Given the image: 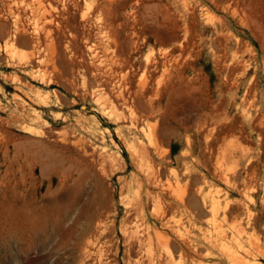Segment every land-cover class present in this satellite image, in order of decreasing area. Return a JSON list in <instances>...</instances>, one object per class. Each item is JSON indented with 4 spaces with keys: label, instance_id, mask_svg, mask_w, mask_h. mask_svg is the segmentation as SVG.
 Listing matches in <instances>:
<instances>
[{
    "label": "rangeland",
    "instance_id": "374dc122",
    "mask_svg": "<svg viewBox=\"0 0 264 264\" xmlns=\"http://www.w3.org/2000/svg\"><path fill=\"white\" fill-rule=\"evenodd\" d=\"M39 1L0 0V264H80L101 220L106 264H264V0H119L116 34Z\"/></svg>",
    "mask_w": 264,
    "mask_h": 264
},
{
    "label": "bare ground",
    "instance_id": "6f19581e",
    "mask_svg": "<svg viewBox=\"0 0 264 264\" xmlns=\"http://www.w3.org/2000/svg\"><path fill=\"white\" fill-rule=\"evenodd\" d=\"M6 1V0H5ZM18 1V0H17ZM41 1H44V0H40L39 2H41ZM45 1H48L49 3H52V1H55V2H60L61 4H62V6H61V11H59V12H61V15L63 16V20H64V22L66 23V26H68V27H70L71 26V28L72 27H76V24H74L76 21H77V19H78V14L77 13H79L78 11H79V8H80V3L78 2V0H45ZM95 1H97V3H96V8H95V12H96V19H97V22H96V25H97V28L99 29V31H103L105 28H107L109 25H111V24H113V26H112V30L114 31L113 33L114 34H116V29L117 30H119V31H121V29H125V28H121V29H118V28H120V26H118L117 28H116V5L117 4H119L118 2H120L119 0H95ZM86 2V1H85ZM134 2H136V1H134ZM139 2V1H138ZM16 3V2H15ZM24 3V2H23ZM11 4H13V2L11 3ZM91 4V3H90ZM94 4V3H93ZM92 4V5H93ZM21 5V4H20ZM19 5V6H20ZM139 5V4H138ZM18 6V5H17ZM53 6H54V4H53ZM56 6H58V5H56ZM143 6V5H142ZM145 6V5H144ZM151 5H149V7H150ZM59 7V6H58ZM82 7V6H81ZM147 7H148V5H147ZM57 8V7H56ZM84 8V7H83ZM91 8V7H90ZM20 9V8H19ZM60 9V8H59ZM149 9V8H148ZM22 10V9H21ZM44 10V9H43ZM142 11V10H141ZM44 12V11H43ZM21 13H22V11H21ZM20 13V14H21ZM52 13V12H51ZM19 14V15H20ZM24 14V13H23ZM112 14V15H111ZM143 14V13H142ZM18 15V16H19ZM82 15V14H81ZM81 15H80V17H81ZM47 16V15H46ZM107 16V17H106ZM20 17H22V16H20ZM126 17V16H125ZM144 17V16H143ZM53 18V17H52ZM127 18V17H126ZM131 18V17H130ZM129 18V19H130ZM21 19V18H20ZM38 20H40V18L38 17V18H36V21H37V23L35 24V26H34V28H33V30H32V33H33V35H34V38H35V41H33L31 44H30V46H32V48H31V53H28L27 55H25V56H27V62L28 61H32V60H34V63H36L35 62V60H37V59H34V58H36L37 57V52H35V48L40 44V42L41 41H43V40H40V37H41V31L42 30H44V29H46V26H45V24H44V26H40L39 24H38ZM43 20V19H42ZM89 19H87V21H88ZM47 21V20H46ZM128 21V20H127ZM136 22H138V21H141V22H143V20L142 19H140L139 18V20L138 19H136L135 20ZM7 22V21H6ZM19 22V21H18ZM20 22H22V21H20ZM19 22V23H20ZM51 22V21H50ZM49 22V23H50ZM24 23V22H23ZM23 23H22V26L21 27H19V28H17V35H16V37H15V39H16V41H18V42H25L26 44H24V45H26V46H28L29 47V45H27L28 44V39H27V35H26V31L28 32L29 30L28 29H26L24 26H23ZM9 24V23H8ZM1 25H4V24H1ZM25 25V24H24ZM132 25V24H131ZM3 27H6L7 28V26H3ZM87 27V26H86ZM123 27V26H122ZM132 27V26H131ZM0 28H2V26H0ZM28 28V27H27ZM54 29V28H53ZM75 29V28H74ZM82 29V28H81ZM85 29V28H84ZM7 31H8V29H7ZM55 31V30H54ZM89 31V30H88ZM77 29L75 30V32H73V35H75V36H77ZM80 32V31H79ZM83 32V31H82ZM91 32V31H90ZM4 35V34H3ZM42 35H43V37H45L44 36V34L42 33ZM115 36V35H114ZM120 36V35H119ZM131 36V35H130ZM42 37V38H43ZM91 37H92V34H91ZM116 37V36H115ZM118 37V36H117ZM117 37L115 38V39H117ZM41 38V39H42ZM129 38V37H128ZM131 38V37H130ZM52 39V38H51ZM98 39V38H97ZM53 41H51V42H54V38L52 39ZM114 41V40H113ZM50 42V41H49ZM127 42H131V41H127ZM42 43V42H41ZM115 46H114V48H115V50L116 51H118L117 49L119 48V46H118V48L116 49V43L115 42H112ZM118 43V42H117ZM132 43H135V42H132ZM18 44V43H17ZM48 44V43H47ZM50 45V44H49ZM46 46V45H45ZM44 46V47H45ZM104 46V45H103ZM107 48L109 47V46H107V45H105ZM126 46V45H125ZM129 46H131V43L129 44ZM12 47V46H11ZM105 47V48H106ZM46 48V47H45ZM45 48H42V49H44L45 50ZM92 48V47H91ZM30 49V48H29ZM92 52H94L93 54H92V58H96V60H98V62H96V64H95V66H96V70L97 71H100V72H98V75H97V77L99 78V77H101V76H103L104 77V75H103V73H106L109 77H113L114 76V73H116L115 71H114V68H113V66H109V62L107 63L106 61H108V59L106 58V59H101V56L99 57V53L98 52H95V48H92ZM101 50V49H100ZM99 50V51H100ZM111 50V49H110ZM41 51V50H40ZM121 51H123V50H121ZM120 51V52H121ZM111 52V51H110ZM110 52H109V54H110ZM115 52V51H114ZM116 54H117V52H115ZM115 53H113V54H115ZM107 54V53H106ZM109 54H107L108 56H110ZM120 53L118 52V55H119ZM22 55V54H21ZM117 55V56H118ZM123 55V54H122ZM23 57H24V54H23ZM50 57V56H49ZM111 57V56H110ZM116 57V56H115ZM119 57H121V56H119ZM46 58V57H45ZM45 58H43L42 57V59H45ZM47 58H48V56H47ZM74 58V57H73ZM53 59V58H52ZM45 60H48L47 61V63L49 62V59H45ZM44 60V61H45ZM50 60H51V57H50ZM110 60H111V58H110ZM114 60V59H113ZM26 61V60H25ZM38 61V60H37ZM52 61V60H51ZM54 61V60H53ZM52 61V62H53ZM56 61V60H55ZM51 62V63H52ZM90 62V61H89ZM127 62V61H126ZM149 62H150V59H149ZM149 62H148V60H147V62L145 63V65H144V67L147 69V68H149ZM37 63H39V61L37 62ZM43 63H46V62H43ZM43 63H40V65L41 64H43ZM55 63V62H54ZM75 63V62H74ZM91 63V62H90ZM114 63H117V62H114ZM166 63V62H165ZM93 64V63H92ZM91 64V65H92ZM126 64V63H125ZM55 65V64H54ZM113 65V64H112ZM39 68V67H38ZM73 68H75V67H73ZM104 68H106V69H104ZM87 69H89V68H87ZM95 70V71H96ZM72 71V70H71ZM91 71V70H90ZM74 73V72H73ZM107 75H105V76H107ZM89 76V75H88ZM145 78V77H144ZM124 80V79H123ZM109 82V80L107 79V78H102V80L100 81V85H104V84H106V82ZM111 81V80H110ZM141 81V80H140ZM149 81V80H148ZM87 83H88V81H86ZM91 82V81H90ZM144 82V81H143ZM147 82V81H146ZM146 82H145V84H146ZM141 84H142V86H144L145 84L144 83H142V81L140 82ZM139 84V83H138ZM141 84H139L140 86H141ZM148 84V83H147ZM146 84V85H147ZM138 85V86H139ZM159 85H161V84H159ZM141 86V89H139L137 92H136V96H137V98H138V102H139V104H142V99H141V97L145 94V89H143V87ZM158 86V85H157ZM110 87V89H111V86H109ZM118 87V89H116V95H114V94H112V92L114 91H112L111 92V95H109V96H107L106 98H105V100H107V101H111L110 102V104H113L112 105V107H111V110H112V112H114L115 110V112L116 113H118V107H117V105H118V103H117V101H119V100H124V101H127L128 99L126 98V96H125V93H124V90L123 89H121V86H120V84L117 86L116 85V88ZM144 87H146V86H144ZM123 88V87H122ZM157 88H159L157 91H160L161 89H160V86H158ZM112 89H113V87H112ZM153 89V88H152ZM107 91H108V88H107ZM107 91H103L105 94H108V92ZM110 93V92H109ZM114 93V92H113ZM156 94V93H155ZM104 95V94H103ZM135 96V97H136ZM113 97H116L115 99H116V107L114 106L115 105V103H114V101H115V99L113 100L112 98ZM102 98V97H101ZM137 98H135V99H137ZM50 103L49 102H46V105H49ZM105 104V103H104ZM106 105V104H105ZM144 106V105H143ZM105 107V106H104ZM121 113V112H120ZM120 113H118V114H120ZM125 113V112H124ZM119 118H120V115L118 116ZM135 117V116H134ZM139 117V116H138ZM134 120H135V118H134ZM133 121V120H132ZM136 121V120H135ZM134 122V121H133ZM138 122V121H137ZM151 131H153V130H151ZM154 134H155V132H154ZM155 137V136H154ZM156 139V138H155ZM140 140V139H139ZM133 141V140H132ZM79 142H80V140H79ZM82 142V141H81ZM133 143V142H132ZM80 144V143H79ZM82 144V143H81ZM84 146H86V145H84ZM84 146H83V148H84ZM147 146V145H146ZM87 148V147H86ZM145 148V147H144ZM158 148V147H157ZM86 150V149H85ZM88 150V149H87ZM144 150V149H143ZM89 151V150H88ZM87 151V152H88ZM86 152V151H85ZM91 152V151H90ZM89 152V153H90ZM149 153V152H148ZM160 153V152H159ZM95 154V153H94ZM143 157H145V155L143 156ZM148 162V161H147ZM140 163V162H139ZM112 165V164H111ZM140 165V164H139ZM145 167V166H144ZM143 168V167H142ZM153 168V167H152ZM143 170V169H142ZM143 171H145V170H143ZM148 172V171H147ZM155 172V171H154ZM154 172H151V170H149V173L148 174H150V173H152V175H153V173ZM156 174V173H155ZM158 174V173H157ZM148 177H151V175H148ZM154 179V178H153ZM156 179V178H155ZM151 181H153V180H151ZM159 182V181H158ZM153 183V182H152ZM148 193V192H147ZM150 193V192H149ZM149 196V195H148ZM190 196V195H189ZM154 197V196H153ZM156 197V196H155ZM191 197V196H190ZM184 199V198H183ZM156 207H157V209L159 210V211H161L162 209H163V202H162V199H161V195H157V197H156ZM212 203H213V201H212ZM136 204V203H135ZM197 204V203H196ZM132 205V204H131ZM134 205V204H133ZM154 205V204H153ZM191 205V204H190ZM228 205V204H227ZM136 206H137V204H136ZM155 206V205H154ZM216 207V206H215ZM228 207H230V206H228ZM219 208V207H218ZM230 209V208H229ZM215 210V209H214ZM138 211V210H137ZM134 212H135V209H134ZM136 214V213H135ZM205 214V213H204ZM136 216V215H135ZM138 217V216H137ZM102 219V218H101ZM133 219V218H132ZM140 220V219H139ZM104 223V222H103ZM137 223V222H136ZM133 224V223H132ZM139 224V223H138ZM130 225V224H129ZM136 226V225H135ZM140 227V226H139ZM136 228V227H135ZM137 229V228H136ZM134 230V229H133ZM128 231H129V229H128ZM137 231V230H136ZM136 231H134V232H136ZM94 232V231H93ZM104 231L102 230V220L96 225V227H95V232H94V235H95V238H96V240H95V243L94 244H91L90 245V243L88 244L87 243V245L82 249V251L80 252V254L77 256V260H78V262L80 263V264H106V262L104 261V259H105V257H104V251H103V249H102V247L99 245V243H100V241H101V239H102V237H104L103 235H104V233H103ZM133 232V231H132ZM133 232V233H134ZM156 232V231H155ZM108 233V232H107ZM126 233V232H125ZM132 233V234H133ZM138 233V232H137ZM137 233L135 234L134 233V236L133 237H135V238H133V240H135L136 239V236L135 235H137ZM139 233H141V232H139ZM138 233V234H139ZM127 234V233H126ZM132 234H130V235H132ZM128 235V234H127ZM111 236V235H110ZM139 236V235H138ZM137 236V237H138ZM157 236V235H156ZM128 237V236H127ZM127 237H126V241H127ZM161 237H163V236H161ZM160 237V238H161ZM149 238H150V236H149ZM167 238V237H166ZM129 239V238H128ZM140 239H141V241L143 240V238L142 237H140ZM151 239V238H150ZM150 239H149V241H150ZM137 240H138V238H137ZM153 240V239H152ZM127 242H129V241H127ZM135 242V241H134ZM138 242H140L139 240H138ZM137 242V243H138ZM143 242V241H142ZM162 242V241H161ZM168 242V241H167ZM130 243H132L131 241H130ZM129 243V244H130ZM96 244V245H95ZM142 244V243H141ZM131 245V244H130ZM138 245V244H137ZM171 245V244H170ZM166 246H167V243H166ZM165 246V247H166ZM129 247V246H128ZM131 247V246H130ZM136 247V246H135ZM140 246L138 245L137 246V248H139ZM142 248V247H141ZM104 249H106V248H104ZM147 249V248H146ZM145 249V250H146ZM162 249V248H161ZM163 249H165V248H163ZM129 250H130V248H129ZM136 250V249H135ZM141 250V249H140ZM172 250V249H171ZM107 251V250H106ZM136 252V251H135ZM136 254V253H135ZM139 254V253H138ZM150 254V253H149ZM174 255V254H173ZM105 256H107V255H105ZM136 256V255H135ZM147 257V256H146ZM138 259H140L139 257H137ZM152 258H153V256H152ZM155 258V257H154ZM153 258V259H154ZM163 258H165L164 256H163ZM107 259V258H106ZM105 259V260H106ZM133 259V258H132ZM149 259V258H148ZM153 259H151V261L153 260ZM150 260V259H149ZM108 261H110V260H108ZM107 261V262H108ZM141 261V260H140ZM144 261H145V259H144ZM91 262V263H90ZM135 262V261H134ZM133 262V263H134ZM136 262H137V260H136ZM150 262V261H149ZM148 262V263H149ZM153 262V261H152ZM171 262V261H170ZM156 263V262H155ZM108 264V263H107ZM110 264H112V263H110ZM132 264V263H131ZM137 264H141L140 262H138ZM150 264V263H149Z\"/></svg>",
    "mask_w": 264,
    "mask_h": 264
},
{
    "label": "crops",
    "instance_id": "0c3cea01",
    "mask_svg": "<svg viewBox=\"0 0 264 264\" xmlns=\"http://www.w3.org/2000/svg\"><path fill=\"white\" fill-rule=\"evenodd\" d=\"M118 3H119V4L116 5L118 8L123 7L122 2H118Z\"/></svg>",
    "mask_w": 264,
    "mask_h": 264
}]
</instances>
